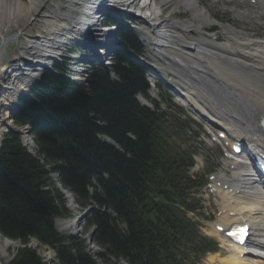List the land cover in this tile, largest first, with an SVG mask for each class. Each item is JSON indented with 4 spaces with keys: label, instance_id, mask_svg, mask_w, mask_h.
Returning <instances> with one entry per match:
<instances>
[{
    "label": "trees",
    "instance_id": "obj_1",
    "mask_svg": "<svg viewBox=\"0 0 264 264\" xmlns=\"http://www.w3.org/2000/svg\"><path fill=\"white\" fill-rule=\"evenodd\" d=\"M132 42L131 35L124 40L120 56L126 59L116 63V81L95 75L84 89L49 75L34 92L39 97L22 103L26 113L18 122L31 125L38 152L29 154L14 135L0 151V235L27 246L10 264H44L29 248L32 240L54 247L60 264H96L83 241L54 229V219L69 213L52 174L82 207L105 209L93 215L94 240L109 257L182 264V250L196 240L185 217L194 209L186 173L191 163L174 155L160 113L135 99L147 83L128 58Z\"/></svg>",
    "mask_w": 264,
    "mask_h": 264
},
{
    "label": "bare ground",
    "instance_id": "obj_2",
    "mask_svg": "<svg viewBox=\"0 0 264 264\" xmlns=\"http://www.w3.org/2000/svg\"><path fill=\"white\" fill-rule=\"evenodd\" d=\"M14 1L0 0V45L5 40L3 46L0 48V89L4 86V90L1 91L0 96L3 95L2 97L7 99V101L15 93L14 86L20 85V82H27L29 78L37 74L39 71L37 64L43 60L38 55L39 50L37 47L22 46L27 60L24 61L21 56L13 61L11 69H8L3 61L6 49L23 34L16 36L12 42H7V40L10 36L14 35L13 32L20 22H23L24 26L27 27L23 30V33H26L28 31L27 21L30 17H33V14H37L38 18L44 19V24H48V21L54 17L53 15L42 16L48 4L53 0H19L21 1L20 7L16 6ZM61 1L72 5L71 0ZM151 1L143 0V9L139 7L141 0H120L119 2L137 11H143L151 5ZM155 1L158 4V9L152 19L154 23L151 25V28L154 36L159 37V41L156 44H152L153 47L149 49L152 57L159 63L164 61H166L164 63L169 62L170 64L167 63L169 67L177 66L180 72H168V77L182 83L181 95L186 97L187 104H193L202 115L210 117L211 123L217 124L216 126L219 128L224 127L227 129L228 133H226L225 143H229L232 146L240 141L242 142V135L245 134L247 136L245 138L248 141L246 144L247 153L255 157L264 158V131L259 126L260 120L264 118V43H253L245 39L242 34L230 30L224 33L226 41L222 37H219L223 33L224 28H221V32L216 34L215 37L205 35V31H215L217 28H209L210 24L207 23V15L198 14L199 9L205 5L203 0ZM77 6L81 5L76 4ZM183 6L187 7L190 12ZM69 7L71 9L72 6L66 7L61 5V8L57 7L56 10L68 13L70 12ZM174 8L185 9L190 15L194 14L193 20L192 16H190L191 19H188V21H181L184 23L175 21L184 13H178L174 11ZM166 11L170 12L169 17H165L163 14ZM175 17L177 18L175 19ZM66 18L64 20H67ZM132 18L137 19L135 15ZM91 20L92 24L89 29L81 34V37L88 40L89 44L93 43V37L100 22L96 14L91 16ZM197 35L200 36L199 39L194 38ZM50 37L51 40L52 36L50 35ZM46 38L49 39L48 37ZM40 39L42 37L38 38V40ZM23 43L24 41L21 45ZM61 51L63 50L61 49ZM164 51L180 57L186 65L182 66L180 63L173 61ZM83 64H85L83 60L75 62L74 66L76 70L73 73L78 74V66H82ZM27 70L29 71L26 72ZM245 72L253 75L256 78V82L252 83L245 79ZM12 76L17 80L14 84L9 82V78ZM175 76L180 77V79ZM205 86L212 88H208L212 92V95L209 90H206L207 88H202ZM212 98L215 99L213 100ZM1 103L2 101L0 100V106ZM4 107L6 106H2L1 110ZM2 114L0 113V123L3 120ZM231 165L234 166L233 173L231 174L232 177H219L214 182L216 185L212 187L222 201L219 205L221 216L217 225L229 228L231 226L243 225L244 222H255L262 232L260 238L263 240L260 243L261 246H258V250H263L262 255L264 256V203L253 199L251 200L252 203L248 204L249 200L240 196L239 192L244 189V185H247L249 181L242 172L248 165H243V167H239L237 163H231ZM219 183L221 184L220 187L217 186ZM248 195H253V192L251 191ZM68 201L73 210L74 208H78L74 198H69ZM254 205H258L260 208L255 209ZM255 215H259L261 218L260 222L255 220ZM58 225L57 229L59 231H67L63 224ZM217 234L215 235L221 239L219 233ZM221 241L225 246H230L225 241ZM6 244L9 245L8 242ZM226 248L228 249V256L221 260L222 264H264L263 257H258L250 251H236L233 247ZM243 254L244 258L241 257ZM251 256H253L252 259L248 258Z\"/></svg>",
    "mask_w": 264,
    "mask_h": 264
},
{
    "label": "rangeland",
    "instance_id": "obj_3",
    "mask_svg": "<svg viewBox=\"0 0 264 264\" xmlns=\"http://www.w3.org/2000/svg\"><path fill=\"white\" fill-rule=\"evenodd\" d=\"M233 1L234 0H203L204 4L207 7L205 5L202 7L205 8V10H207V12L209 11L208 13L210 14V16L212 18H214V19H212V18L210 19L209 24H211V25H209V26L207 25V26L209 28H212L215 26H216V28H224L223 33L219 37H222V39H224L226 41H227V39L224 37V33L227 30H230V31H233V32H236L239 34L241 33L244 36V38L245 39L248 38L249 41L253 40V41H258V42L259 41L264 42V21L252 20L248 17H243V16L237 17L236 15H234L232 13V11L229 10V9H231V10L232 9H238L235 6L233 7V5H234V4H232ZM63 2H65V1H63ZM63 2L61 0H53L52 2H50V4H48L47 9L45 11L46 14L43 13L42 16L53 15L54 16L53 18L56 19L59 16L66 15L65 13H63V11L56 10L57 7H59V9H60L61 5H64L66 7L72 6V5L65 4ZM14 4L16 6L20 7L21 1L15 0ZM230 4H231V6H230ZM236 5H238V3ZM251 7L252 6H248V8H246L247 11L250 10ZM184 8L187 9V7H184ZM69 9H70V7H69ZM176 9H178V10H176ZM174 11H176L178 13H184V14L180 15L179 17L177 16L178 19H176L177 17H175V19H176L175 21H177L179 23H184V22H181L184 20L188 21V19H191L190 16H192V20H193L194 14L190 15L189 13H187V11L190 12L189 9H187V11H186L185 9L174 8ZM163 14L165 15V17L170 16L169 11H166ZM164 15H163V17H164ZM43 20L44 19H42V18H38L37 14H33V17H30L27 21L26 25H28V31L26 33H23V30H25L27 28L24 26L23 22H20L17 24L13 34L15 36H19L22 34L23 35L18 37L19 40L17 39V41H16L17 44L19 45V47L16 44L15 47L12 48V46H10V47H7V49H6V55L4 56V60H5V62H7L8 69L11 67V64H13V61L17 60L18 58H20L22 56V54H24L25 51H23V49H22L23 45H21V43L23 41H31V39L33 37L40 36V37H37V39H38V38H41V36H43L42 31H41L45 26V24H44L45 20L44 21ZM178 20H180V21H178ZM220 32H221V30H220ZM218 33H219V30H218ZM45 38L40 39L38 41L43 42V40H45ZM195 38H199V36L197 35ZM48 40H50V38L47 39V41ZM16 42H14V44ZM253 43H255V42H253ZM143 54L144 55H142V56H149V54L147 52H144ZM166 54H168V53H166ZM168 56H169V58L176 60L174 57H171L170 55H168ZM164 62H166V61H164ZM167 63L170 64L169 62H167ZM90 68H91V66H89L87 69L79 68L78 74H75V73H73V71L76 70V67L75 66L73 67L72 65H70V66H68V69L66 71L68 73V76L72 77L74 81L80 82L84 85H87V80L89 79L90 74H91ZM230 70H234V69H230ZM107 71H108L110 77L114 78V74L112 72V67H109L107 69ZM161 71L164 74H166L168 69L166 68L164 70L161 68ZM79 72H80V74H79ZM230 78L233 79V77H231V76H230ZM244 78L251 81L252 83L256 82V78L251 74H249L248 76H246L244 74ZM151 84H152V82H151ZM151 84H150V86H151V92H150L151 97L158 104L160 111L162 113H166V115H167V118L164 120V124H165V127L168 129V132L171 135L170 143L172 145V148L177 153H189V154H191V153L196 152V151H198L199 154L204 153L203 157L201 155V159L203 160V162H199L198 168L196 165V167H194L191 170L190 175H191V177H193V179L196 178V175L204 176V178L207 181H209V175L206 176V174L208 172H210V170L220 167V156L222 155V151H221L220 147L219 148L207 147V144L204 142V140L207 139V135L201 136L203 128L206 132V130H208L209 127L205 123H203L202 119H200L198 116L192 115L193 118H191L189 113H188V110L187 109L183 110L181 108V107H183V104L181 102H179L177 95H174L171 91H169L167 88H165L162 85V83H159V85H157V86H154L153 84L152 85ZM202 88L203 89L207 88L206 90H209V92H211L210 89H208V88H211L210 86H205ZM25 94H27V91H26V93L24 92V95ZM211 94H212V92H211ZM151 107L154 108L153 105H151ZM2 119L3 120H2L1 126H0V128H1V131H0V135H1V137H0V148L2 146V142L4 140L6 132L7 133L13 132L14 134H18V135L24 137L25 142L27 141V139L29 138L28 130L26 128H20L19 126L14 124L12 121V118L10 119V113H4V118H2ZM192 121H193V123H192ZM198 123H202L201 130H200V125ZM192 127H193V133H192ZM195 134H196V136L199 137V139H197L198 137H196ZM199 134H200V136H199ZM204 144H206V146ZM204 149H207V150L203 152ZM199 193L200 194L197 195V199H199L201 201L200 205L202 206V210L198 211V213L200 212L201 216L197 218V217H194V214L190 213L189 217L191 219L193 218V219L199 221L202 230L204 232L210 234V231L212 232V223L215 222V219H217L218 216L220 215L219 214V204H220L221 200L217 196H210L209 193H207L204 190H200ZM66 197L68 199L73 198V196L71 194L68 195L67 192H66ZM195 198H196V196H195ZM69 207L70 208L72 207L70 203H69ZM76 209L77 208H74V210H76ZM73 212H75V211H73ZM82 213H83V211L78 210V214H76V216L78 218L82 219L83 218ZM90 219H91L90 216L83 218L77 225H75V227L71 231V233H61V234H63V235L70 234L71 235L72 233H75L76 235L81 236L82 239H85L88 236V240H87V244H88L89 243V237L91 235L90 229H92V227L90 225ZM59 222L61 223V221H59ZM59 225H62V224H59ZM0 239H1L0 240V252H3L2 247L4 249H9L8 248L9 246L17 245V243L12 242V241L7 240V239H4L1 236H0ZM6 242H8L9 245H7ZM32 246H34V248L38 249V251H39L40 255H42V257H47L48 255L52 256L53 260H52V262H50V264H57L55 261L56 258H54L53 253L47 251L44 247L39 246L35 242H33ZM206 260H207V257L203 261H206ZM203 261H202V264H204ZM98 262H99V264H122V263L115 261V260H110L109 262H104L102 260H98ZM186 264H192V260H190ZM215 264H220V263L217 260Z\"/></svg>",
    "mask_w": 264,
    "mask_h": 264
},
{
    "label": "water",
    "instance_id": "obj_4",
    "mask_svg": "<svg viewBox=\"0 0 264 264\" xmlns=\"http://www.w3.org/2000/svg\"><path fill=\"white\" fill-rule=\"evenodd\" d=\"M262 126L264 127V120L262 121Z\"/></svg>",
    "mask_w": 264,
    "mask_h": 264
}]
</instances>
